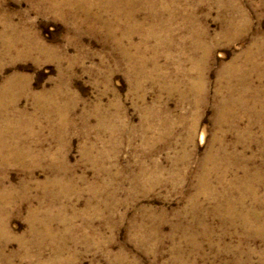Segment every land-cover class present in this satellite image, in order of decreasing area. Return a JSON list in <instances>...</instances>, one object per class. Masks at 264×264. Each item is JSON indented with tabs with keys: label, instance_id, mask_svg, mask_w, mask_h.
Segmentation results:
<instances>
[{
	"label": "rangeland",
	"instance_id": "374dc122",
	"mask_svg": "<svg viewBox=\"0 0 264 264\" xmlns=\"http://www.w3.org/2000/svg\"><path fill=\"white\" fill-rule=\"evenodd\" d=\"M165 2L161 45L112 8L0 0V87L20 92L0 121L24 111L1 137L27 153L0 160V264L264 263V0ZM232 64L260 87L253 112L221 110L242 94Z\"/></svg>",
	"mask_w": 264,
	"mask_h": 264
},
{
	"label": "bare ground",
	"instance_id": "6f19581e",
	"mask_svg": "<svg viewBox=\"0 0 264 264\" xmlns=\"http://www.w3.org/2000/svg\"><path fill=\"white\" fill-rule=\"evenodd\" d=\"M53 1L54 0H52V2ZM54 3H55L53 5L54 8L58 10L59 4H56V2H54ZM65 3L70 4L71 0H65ZM72 4H70V5L72 7H74L75 9L76 8L77 9L78 8L90 9L92 6H99L103 9L112 8L114 13H115L116 19L124 21V23L126 25V34L128 35L127 37L131 40H132L131 35L135 32H139L142 35L141 38H143L144 41H146L148 37L149 38L150 37H157V39L159 40V43L161 45L170 43V34L173 30L172 25H171V18H169L168 20H162L161 19L162 17L160 18V12L162 11V9L169 8V6L165 2V0H77L76 2H72ZM143 11L147 12L148 14H147V16H145V19L143 21H140V19H138V14L140 12H143ZM146 25H149V27L146 28ZM156 29H161V33H163L164 35H161L159 37ZM193 33H194L193 35L196 34L194 32V30H193ZM194 46L197 47L199 45H194ZM39 47H42V45H40ZM7 48L8 49L12 48V45H9ZM193 50H195V49H193ZM228 71L230 72L229 76H238L241 79L240 85H242V87L240 88V90H241L242 94L237 98L232 96L231 92L233 91V88L229 84L228 90L230 91V94H229L228 98L224 99V103L221 105V110H224V111L228 112L230 115H232L231 113L234 111V109H236V106H239L243 109H246L250 112H253L256 108V104H258L260 106V100H258V95L260 94V87L255 88L248 81L245 82L246 77L242 74L243 68L239 67V65H237V66H236V64L230 65L228 67ZM14 80H15V78H10L6 81V83H4L0 87V107L4 110V111H2V113L7 111V110H5L6 106H11V104L16 105V103L18 102L19 95L17 93H20V92L18 91L19 88L17 87V85H15L16 80L15 81ZM22 90H23V88H22ZM22 90H21V92H22ZM246 94H249L248 98L245 97ZM41 97L42 96H40V95L36 96V98L39 100L41 99ZM248 100L250 102H252L253 105L249 106ZM2 106H4V107H2ZM15 114L17 116V117H15V119H17L18 117H20L21 115L24 114V111H17L16 110ZM15 119L9 118L8 121L13 122V121H15ZM8 121L2 120V119L0 121V160L2 163H7L9 158L16 160V159L20 158L21 156L27 155V153L25 151L18 152L16 150H12L7 154L6 149L9 147L8 146L9 144L6 142H9V139H8V137L5 139L3 137H1L2 136L1 133H4L5 131H7V129H10V126L12 125V123H10ZM12 126H14V124ZM195 128H196V125H192V127L190 129L191 134H193V131ZM248 129H249V127L247 128V130ZM13 132H15V129ZM2 139H3V141H2ZM205 158L206 159L203 161V167H204V164L206 162L210 161L212 163L211 165L213 166V168L215 170H219L221 163L219 162L217 156L213 153L212 144H211V147L209 148L208 154ZM203 170H205V169H203ZM208 170H206V172L203 175H206L208 173ZM242 170H243V178H248L247 169L242 167ZM227 172H230L229 168L219 172V175H221L219 178L223 179L224 175ZM229 187L231 189L239 190L238 189L239 187L237 185H235L233 182H231L229 184ZM247 191L250 192V198L255 199L254 188L252 186H250V191L248 189H247ZM228 194L229 193H224L223 196L228 201L227 203H230V207L233 210H235L236 207H241V205H243L242 203L244 201H246V199H247V197H244L241 195V197L238 199V201H235L234 199L229 197ZM3 195H6V194L0 192V200H2ZM249 214L252 215V217L254 219L252 221L248 222L247 217H249V215H244L242 217L241 228L244 229L245 227H247L250 224H252V226H258L259 225V227H260V213H257V214L255 213V215L253 213H249ZM227 216L231 220H233L234 216H236V215H234L233 213H229V214H227ZM230 219H229V221H230ZM255 222H257L258 224L255 225ZM263 224H264V222H263ZM255 232H258V230ZM245 253H246L245 255L247 257H245V260H243L242 262H246V264H249V263H251V258L253 257V254L255 253V251L253 249L248 248L245 251ZM258 254L260 256L259 252H258ZM263 259H264V256H263Z\"/></svg>",
	"mask_w": 264,
	"mask_h": 264
}]
</instances>
